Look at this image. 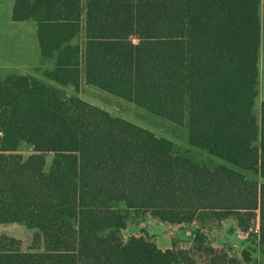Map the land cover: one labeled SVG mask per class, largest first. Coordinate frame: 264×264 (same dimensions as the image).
<instances>
[{"label": "trees", "instance_id": "trees-1", "mask_svg": "<svg viewBox=\"0 0 264 264\" xmlns=\"http://www.w3.org/2000/svg\"><path fill=\"white\" fill-rule=\"evenodd\" d=\"M262 1H14L12 20L36 22L52 64L44 79L185 123L189 146L211 157L34 76L0 80V224L31 232L26 249L0 235V264H241L199 228L168 250L144 229L123 235L147 215L177 226L233 218L264 256Z\"/></svg>", "mask_w": 264, "mask_h": 264}, {"label": "rangeland", "instance_id": "rangeland-1", "mask_svg": "<svg viewBox=\"0 0 264 264\" xmlns=\"http://www.w3.org/2000/svg\"><path fill=\"white\" fill-rule=\"evenodd\" d=\"M264 2V0H263ZM29 38V43H33V35H27ZM31 51V50H30ZM29 53V52H28ZM39 56H37V60ZM41 59V57H40ZM20 60L23 64L28 62V68L32 72L36 73L31 65L35 63L36 57L34 59V54H30L28 56L20 57ZM42 63L43 60H41ZM46 63V62H45ZM51 66V65H50ZM49 64L47 68H50ZM6 67L2 63H0V80L5 79L6 77ZM8 71V70H7ZM14 74H23L21 70L12 71ZM11 73V74H12ZM8 74V73H7ZM258 75H259V87H258V96L255 100L253 111L255 115H258V107L261 100H264V70L261 65V59L258 62ZM43 80V79H42ZM49 85L60 88L61 90L63 86L57 85L53 82H49L44 80ZM67 88H71V86H67ZM66 95H69L71 92L67 90L64 91ZM71 95H77L81 98L88 100L89 102L96 104L108 112H110L114 116L123 117L137 125H140L158 136H162L171 140L173 143L183 147L190 149L193 153L201 157H211L205 151H199L194 148H191L187 141V128L185 123L178 125L172 123L168 120L155 117L149 115L144 110L135 107L131 103H128L122 99L116 98L112 95H109L95 87L83 85L80 91H73ZM19 152L23 155L28 154L29 149L26 147H21ZM216 162L224 164L226 166L232 167L229 164L221 161L220 159H216ZM237 169V168H235ZM240 171L239 169H237ZM246 176L256 179L260 182L258 176H255L250 171L241 170ZM257 214V213H256ZM258 217L256 215L251 230H257V222ZM140 220H136L134 223H128L127 227L122 231L125 237L129 235H139L141 229L145 227V232L150 236H154L156 234L158 244L162 245L164 241H168L167 236H164L162 233L169 232L171 236L178 243V247H187L188 241L186 236L190 233L192 229L199 228L204 233L207 243L216 249H223L228 251L230 254L235 255L241 264H247L242 260L240 255V251L246 249L250 252V257L252 260H256V264H264V256L255 251L256 238L253 235H249L248 232L241 231L237 225L236 221L233 218H226L222 220H214V219H200L188 226H177L172 224H159V222L153 221L152 218H147L145 216L143 221L145 224H138ZM159 221V220H158ZM252 234L253 232L250 231ZM144 233V232H142ZM6 235L8 237H13L15 239H19L21 241V249H26L29 245L31 239V232L27 230L24 226L20 224H0V235ZM163 235V236H162ZM248 264H255L253 262H248Z\"/></svg>", "mask_w": 264, "mask_h": 264}, {"label": "crops", "instance_id": "crops-1", "mask_svg": "<svg viewBox=\"0 0 264 264\" xmlns=\"http://www.w3.org/2000/svg\"><path fill=\"white\" fill-rule=\"evenodd\" d=\"M14 1L15 0H0V63H2L4 67H6L5 77L7 78L8 76H11V75H31L40 80L42 79L46 80L43 78L42 73L45 70H50L52 68V64L49 61H43L44 63L41 62L42 58L40 59L41 55H40V50H39L37 35H36V22L33 20H22V21L12 20L11 11H12ZM29 1H33V0H29ZM262 5L264 6L263 1H262ZM31 34L33 35V39H32L33 43H29V38H27V35H31ZM28 52L30 54H34V59L36 57L35 63L31 65V67L35 71H37L36 73L29 70L30 68H28V64H27L28 62L23 64L20 60V57L22 58L23 55L28 56L29 55ZM37 56H39L38 60H37ZM48 64L49 66L51 65L50 68H47ZM14 70H21L23 74H14L12 73V71ZM83 85L84 84L80 85L78 91L81 90V87ZM62 89H64V91L68 89V91L71 92L69 95H71L72 92L75 91L74 88L72 87L67 88V86H63ZM81 99L89 102L88 100L84 98H81ZM147 218H152V217L147 215ZM152 220L156 221V219L154 218H152ZM157 222H159V224L161 225H163L164 223L158 220ZM129 223H134V222L132 221ZM138 224L144 225L145 221L140 220ZM143 229L145 230V227ZM141 234L142 232L140 231L139 235ZM162 234L167 237L169 236L168 237L169 242L164 241L162 245L158 244L157 239L159 238H157L156 234H154L153 236L154 242L156 243L159 249L168 250L171 248L172 236L169 232H166V231Z\"/></svg>", "mask_w": 264, "mask_h": 264}]
</instances>
